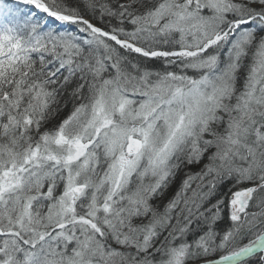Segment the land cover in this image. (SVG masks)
<instances>
[{"label":"snow or ice","instance_id":"1","mask_svg":"<svg viewBox=\"0 0 264 264\" xmlns=\"http://www.w3.org/2000/svg\"><path fill=\"white\" fill-rule=\"evenodd\" d=\"M0 264H264V0H0Z\"/></svg>","mask_w":264,"mask_h":264}]
</instances>
